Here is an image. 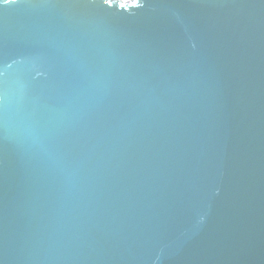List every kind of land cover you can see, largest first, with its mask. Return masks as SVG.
<instances>
[{"label": "water", "instance_id": "water-1", "mask_svg": "<svg viewBox=\"0 0 264 264\" xmlns=\"http://www.w3.org/2000/svg\"><path fill=\"white\" fill-rule=\"evenodd\" d=\"M0 264H264V0L0 8Z\"/></svg>", "mask_w": 264, "mask_h": 264}, {"label": "snow or ice", "instance_id": "snow-or-ice-1", "mask_svg": "<svg viewBox=\"0 0 264 264\" xmlns=\"http://www.w3.org/2000/svg\"><path fill=\"white\" fill-rule=\"evenodd\" d=\"M17 2L18 0H0V8L10 5V4H15Z\"/></svg>", "mask_w": 264, "mask_h": 264}]
</instances>
